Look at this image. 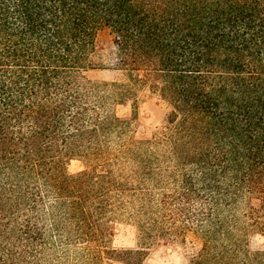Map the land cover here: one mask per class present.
Returning <instances> with one entry per match:
<instances>
[{
    "label": "trees",
    "instance_id": "trees-1",
    "mask_svg": "<svg viewBox=\"0 0 264 264\" xmlns=\"http://www.w3.org/2000/svg\"><path fill=\"white\" fill-rule=\"evenodd\" d=\"M105 29L124 82L83 75L104 69ZM139 94L161 107L148 134ZM121 216L137 249L106 245ZM251 234L264 239V0H0V264H143L153 240L187 236L188 264H264Z\"/></svg>",
    "mask_w": 264,
    "mask_h": 264
},
{
    "label": "rangeland",
    "instance_id": "rangeland-1",
    "mask_svg": "<svg viewBox=\"0 0 264 264\" xmlns=\"http://www.w3.org/2000/svg\"><path fill=\"white\" fill-rule=\"evenodd\" d=\"M95 60L104 69L83 73L88 80L100 83L124 82L123 74L111 69L115 61V49L113 36L107 29L100 31L97 35ZM139 96L141 100L135 109L134 127L139 133L148 134L159 126L158 112H160L161 107L156 100L153 102L142 101L143 97L141 94ZM112 110L118 117H130L132 115L131 103L113 106ZM85 168V162L79 159L72 160L67 165V171L72 175L83 171ZM138 237L139 232L136 223L126 216H121L114 220L111 219L109 222V235L106 245L110 249H137L139 247ZM249 242L253 245H261L264 243V239L259 235L251 234ZM197 245V242L191 241V236H187L186 244L165 239L153 240L149 245H146V257L143 264H188L189 255ZM104 264L121 263L105 261Z\"/></svg>",
    "mask_w": 264,
    "mask_h": 264
}]
</instances>
